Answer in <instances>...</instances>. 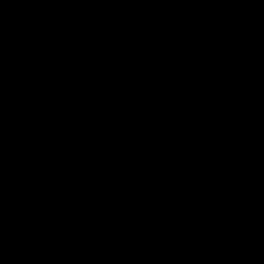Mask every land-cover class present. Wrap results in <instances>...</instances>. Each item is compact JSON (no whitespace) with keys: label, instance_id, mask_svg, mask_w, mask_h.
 <instances>
[{"label":"water","instance_id":"water-1","mask_svg":"<svg viewBox=\"0 0 264 264\" xmlns=\"http://www.w3.org/2000/svg\"><path fill=\"white\" fill-rule=\"evenodd\" d=\"M0 264H264V0H0Z\"/></svg>","mask_w":264,"mask_h":264}]
</instances>
